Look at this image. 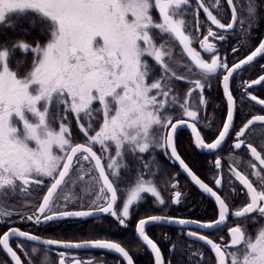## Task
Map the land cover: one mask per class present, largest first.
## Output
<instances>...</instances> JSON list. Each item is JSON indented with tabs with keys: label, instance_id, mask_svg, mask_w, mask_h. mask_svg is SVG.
Segmentation results:
<instances>
[{
	"label": "snow or ice",
	"instance_id": "1",
	"mask_svg": "<svg viewBox=\"0 0 264 264\" xmlns=\"http://www.w3.org/2000/svg\"><path fill=\"white\" fill-rule=\"evenodd\" d=\"M226 2L231 12L228 23L218 18L220 0H212L216 14L203 0H197V21L193 26L183 15L192 6L191 0H0V36L4 37L0 39V218L16 215L22 221L40 225L108 214L125 225L130 207L142 200V193L160 197L156 186L145 181V174L140 171L130 190L118 188L125 180L121 170L131 172L126 157L140 159V154L159 148L179 163L203 194L214 200L218 219L200 222L155 215L140 219L137 238L154 253L155 264H171V256L166 262L161 249L146 234L149 224L160 223L195 224L197 230L184 234L203 242L213 253L215 264H264V115H253L235 131L237 101L230 87L244 66L264 57V40L244 58H239V48L232 47L235 59L231 67L227 57L219 55L216 43L211 42L225 41L227 34L237 29L245 37L250 36V30L258 26L260 3L246 0V14L242 11L238 15L234 0ZM201 9L219 33L208 27L207 35L201 38ZM154 10H158V21ZM9 32L13 36L9 37ZM194 42L210 60L192 47ZM174 46L179 47L182 58H187L188 63L178 65L182 70H198L205 77L218 75L221 79L227 112L214 142L206 143L197 129L200 113L194 107L206 108L203 93L211 85L178 75L172 69L169 61L176 59ZM176 81L190 86L185 94L178 92ZM262 82L264 75L243 81L241 103L247 98L264 107V99L248 91ZM69 115L75 117L84 142L73 141ZM181 127L191 128L196 147L208 152L219 149L230 131H235L230 150H242L240 162L253 177L250 179L238 167H229L245 193V200L234 206L235 210L181 159L175 144ZM244 156L249 159L244 161ZM140 165L150 169L148 161L140 159ZM214 166L219 169L221 160L217 159ZM213 179L222 191L221 175L218 173ZM176 186L172 184L173 188ZM41 187L46 192L31 214L25 215L8 203L13 199L19 203L23 198L27 207L40 198ZM229 189L230 194L239 195L231 182ZM181 195L176 191L172 202L179 204ZM118 200L122 203L120 212L116 208ZM158 202L165 203L162 198ZM230 215L237 221L251 219L254 227L239 223L229 227L230 239L226 243L223 237L215 242L201 234L200 229L220 230ZM5 222L0 219V224ZM14 241H20L15 249ZM29 241L66 250H108L126 264H133L129 252L109 239H41L16 227L0 235V251L10 264H25L21 254L27 259L29 251L36 257V264H43L44 253L36 246H28ZM179 250L173 245V254ZM58 256V264H65L66 260L71 264H92L63 252ZM197 261L204 264L202 252H185L177 264ZM28 264H32L30 259Z\"/></svg>",
	"mask_w": 264,
	"mask_h": 264
},
{
	"label": "flooded vegetation",
	"instance_id": "2",
	"mask_svg": "<svg viewBox=\"0 0 264 264\" xmlns=\"http://www.w3.org/2000/svg\"><path fill=\"white\" fill-rule=\"evenodd\" d=\"M197 0H191V7H188L183 13L184 18L191 25H195L197 21L196 16V4ZM205 6L210 7V10L216 14V8L212 6V0H203ZM246 0H234V4L238 8V15L240 12L246 10L243 5ZM222 8L220 9V18L224 23H228L230 20L231 12L230 6L227 5L226 0H220ZM260 11L258 26L250 30V36L245 37L241 34L240 30L237 29L235 33L227 34L225 41H214L216 43L221 57H227L229 66L235 59L234 54L231 52L232 47L239 48V58H244L250 54L251 51L258 47L259 43L264 40V0H259ZM155 13V12H154ZM159 18V17H158ZM243 18V17H242ZM200 22V34L201 38L207 35V28L213 27L218 33L220 30L215 29V26L210 24L207 20L203 10L199 12ZM192 47L196 48L197 51H201V55L204 59L210 60V56L203 53L199 48V44L194 42ZM188 63L187 58H184ZM264 57L258 58L252 62L249 66H244L239 75H235L234 79L230 82V87L233 96L237 101V111L234 119V129L239 131L243 127L246 119H250L253 115H264V107L259 106L256 102L250 101L245 98L244 103H241V97L244 94V90L241 87L243 81H252L258 79L259 76L264 75ZM191 79H201L202 82L208 84L210 87H206L204 90V98L206 100V108L204 106L195 105L194 107L200 113V122L197 123V129L201 132L203 139L206 143L214 142L218 138L219 131L222 130L223 123L226 119L227 102L222 89V83L219 76L205 77L198 70H194L191 74ZM178 92L183 95L189 89V85L185 82L176 81ZM253 95L258 96L259 99H264V82L261 85H253L251 89H248ZM195 95V94H194ZM178 115V114H177ZM175 122V119L174 121ZM191 122V121H190ZM211 122V128L208 125ZM235 131H230L229 136L223 145L213 151L207 152L206 150H200L196 147L194 142V134L185 128L179 129L175 135V144L177 147L178 154L181 159L189 166L193 173H195L203 182L207 183L214 190L218 191V194L229 201L230 209L235 210L234 206H239L245 200V193L242 190V186L238 185V182L234 180V177L229 172V167H238L241 171L249 174V178L253 179L250 175V170L244 163H241V152L242 150H230V145L235 141ZM252 139V137H249ZM184 142H187L185 145ZM98 151L99 150L94 149ZM170 151V149H169ZM140 159L148 161L150 163V169H144L140 165ZM140 159H133L131 156L126 157V162L131 166V172L127 174V186L119 185L118 188L130 190L131 186L135 184V174L137 171L143 172L145 181H151L160 193V197H153L150 193H142V200L137 202L134 206L130 207V216L125 218V225H120L119 221L115 217H111L108 214H102L98 217L87 218L82 221L64 220L50 223H42L36 225L30 221H22L20 216L13 215L11 218H0L6 222L0 224V235L8 231L10 227H16L22 231H28L32 234H36L44 239H57L63 241H74L79 242L83 240H94V239H109L113 242L120 243L129 255L133 259V264H155L153 255L148 249L141 244L137 239V225L140 219H147L149 216H165L169 218H185L200 222H212L218 219V206L217 204L202 194L191 181L182 173L180 166L168 155H165L162 149H155L150 154H140ZM219 159L221 160V167L217 169L214 166V162ZM248 156H244L243 160L247 161ZM258 164V162H257ZM122 172V170H121ZM154 173V174H153ZM222 177L223 190L221 191L214 183V177L217 174ZM229 182L232 186L236 187L239 195L230 194ZM45 184H48L45 182ZM172 184H176L175 188ZM176 191L181 192L179 204L172 202L174 193ZM46 192V188L41 187L39 190V197L33 203L27 207L24 206L23 198L21 202H17V199L10 200L8 203L15 207V209L25 215L31 214L35 211L36 207L42 200L43 194ZM162 198L165 203L159 204V199ZM117 211L122 210L121 200H118L116 205ZM255 216L256 214H252ZM240 224L242 227L247 224L251 229L254 225L251 219L247 221H237L232 219L231 215L226 221V225L220 230H201L203 235L209 236L210 239L215 242H220V238H224V242H228L230 239L228 235V228ZM192 225V224H191ZM76 230L77 239H71L67 232ZM188 230H197L195 227H172L162 225H151L146 228V234L152 239L158 247L161 249L162 255L167 262L171 256V264H177L181 259L182 253L185 252H202L204 257V264H215V258L213 253L204 246L203 242L194 240L184 234ZM167 236L169 239H165ZM86 238V239H84ZM20 241H14L12 243L13 248H16V244ZM173 245H175L179 251L172 253ZM28 246H36L28 243ZM38 251L44 253L41 257L43 264H58L59 256L58 253H65L66 256H75L82 261H91L92 264H126L120 257L103 251H64L36 246ZM18 254L19 250L17 249ZM2 252V251H1ZM3 254V252H2ZM4 255V254H3ZM21 259L28 264L30 259L32 264H36V257L29 255L26 259L21 254ZM9 262V261H8ZM65 264H71L70 260H66ZM199 264V261H197Z\"/></svg>",
	"mask_w": 264,
	"mask_h": 264
},
{
	"label": "water",
	"instance_id": "3",
	"mask_svg": "<svg viewBox=\"0 0 264 264\" xmlns=\"http://www.w3.org/2000/svg\"><path fill=\"white\" fill-rule=\"evenodd\" d=\"M181 128H185V129H187V130H189L190 132H191V128H189V127H181ZM180 128V129H181ZM224 143V142H223ZM223 145V144H222ZM207 151V150H206ZM215 151V150H214ZM208 152V151H207ZM175 160V159H174ZM176 161V160H175ZM177 162V161H176ZM177 164L179 165V163L177 162ZM180 166V165H179ZM180 168H181V171H182V173L191 181V183L202 193V190H200L199 188H198V186H196L195 184H194V182H192V180H191V177L190 176H188L187 175V173H185L184 172V170H183V168L180 166ZM203 194V193H202ZM204 195H206V194H204ZM207 196V195H206ZM208 198H210L209 196H207ZM212 201H214L212 198H210ZM218 206V205H217ZM100 215H102V214H98L97 216H93V217H98V216H100ZM93 217H89V218H93ZM151 225H162V226H172V227H181V228H186V227H195L196 228V225L195 224H189V225H185V226H181L180 224H178V223H160V224H149L147 227H149V226H151ZM146 227V228H147ZM201 230H206V229H201ZM138 236V234L136 233V237ZM41 239H44V238H41ZM138 239V238H137ZM140 242H141V244L143 245V246H145L147 249H148V251L153 255V257H154V253H152L151 252V250H150V248L146 245V244H144L143 242H142V240H140V239H138ZM28 243H30V244H33V245H36V246H40V247H45V248H51V249H56V250H64V251H103V252H107V253H110V254H114V255H116V256H118V257H120L118 254H116L115 252H110V251H108V250H99V249H63V248H61V247H58V246H42V245H40L39 244V242H32V241H29ZM4 254V253H3ZM4 256L7 258V260L9 261V258L4 254ZM122 259V258H121ZM154 259H155V257H154ZM123 260V259H122ZM125 263H126V261L125 260H123ZM9 263H10V261H9Z\"/></svg>",
	"mask_w": 264,
	"mask_h": 264
},
{
	"label": "rangeland",
	"instance_id": "4",
	"mask_svg": "<svg viewBox=\"0 0 264 264\" xmlns=\"http://www.w3.org/2000/svg\"><path fill=\"white\" fill-rule=\"evenodd\" d=\"M154 12H155V13H154ZM154 12H153L154 19H156V20L158 21V20H159V18H158V10H154ZM158 42H159V41H158ZM174 47H176V59L173 60V61H169L170 66L172 67V69H173L174 71L177 72L178 75L188 76V77L191 78V75H190L191 73L182 70V69L178 66L181 62H183V63H187V62L185 61L184 58L181 57L180 52H179V47H178V46H174ZM180 82H183V81H180ZM67 119H68V121H71V131H72L73 141H74V142H77V141L75 140L76 137L74 136V133H75L74 128L78 129V126H77V123H76L75 117H74L73 115H69ZM77 131H79V129H78ZM79 132H80V131H79ZM45 182L48 183V180H45ZM29 255L32 256L31 251H29Z\"/></svg>",
	"mask_w": 264,
	"mask_h": 264
},
{
	"label": "trees",
	"instance_id": "5",
	"mask_svg": "<svg viewBox=\"0 0 264 264\" xmlns=\"http://www.w3.org/2000/svg\"><path fill=\"white\" fill-rule=\"evenodd\" d=\"M35 35H36V34L33 33V37H34ZM8 36H9V37L13 36V33L9 32V33H8ZM33 37H29V40H31ZM0 39H4V37L0 36ZM30 58H31V57H29V59H30ZM77 130H78V129L74 128V131H75L74 136L76 137L75 140H76L77 142H84V137H83L82 133L79 132V131H77ZM184 143H185V145H187V142H184ZM187 146H188V145H187ZM96 149H97V148H96ZM121 174H122L123 176H125V180H122L120 184H121V185H124V186H127V174L124 173L123 170H122ZM67 234H68V236L72 237L71 239H77V238H78L76 230H71V231L67 232ZM84 239H86V238H84ZM0 264H10V263L8 262L7 258L2 254L1 251H0Z\"/></svg>",
	"mask_w": 264,
	"mask_h": 264
}]
</instances>
